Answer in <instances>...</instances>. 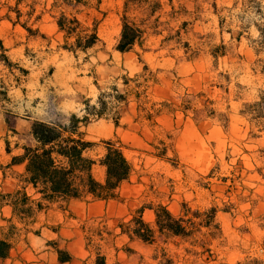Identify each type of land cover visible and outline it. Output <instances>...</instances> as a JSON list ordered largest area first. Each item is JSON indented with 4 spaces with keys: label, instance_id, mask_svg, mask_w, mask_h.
<instances>
[{
    "label": "rangeland",
    "instance_id": "rangeland-1",
    "mask_svg": "<svg viewBox=\"0 0 264 264\" xmlns=\"http://www.w3.org/2000/svg\"><path fill=\"white\" fill-rule=\"evenodd\" d=\"M160 1V26L149 29L144 44L127 53L115 48L126 0H90L79 11L67 9L85 26L96 27L101 40L86 53H73L62 48L65 39L56 24L61 9L52 7L53 0L19 5L23 14L34 8L26 24L32 33L23 26L28 16L14 25L11 12L10 20L17 0H0V238L10 233L12 218L10 207L1 206V195L17 189L25 166L10 164L33 144V122L66 125L73 115L82 118L86 102L95 105L101 92L116 87L124 94L123 76L136 78L145 66L152 74L142 102L130 96L119 109L117 125L113 115L81 124L98 180L105 178L99 161L106 141L118 142L131 163L119 198L56 203L28 231L12 219L22 231L13 239L10 258L0 264H62L54 243L73 256L63 264H91L96 252L86 249L82 226L94 219L112 233L99 242L109 263L152 261L156 250L164 248L177 264H264V131L241 115L244 104L264 88L258 63L264 53L256 55L255 42L260 21L243 11V0H173L172 6ZM258 1L264 8V0ZM172 7L180 13L176 18ZM128 16L136 22L144 18L139 11ZM222 44L226 55L215 59L211 51ZM184 202L200 210L217 207L220 234L206 239L211 253L188 255L186 249H202L177 237L149 245L120 235V221L130 220L136 210L163 204L178 214ZM144 219L152 222L153 212L146 209Z\"/></svg>",
    "mask_w": 264,
    "mask_h": 264
},
{
    "label": "trees",
    "instance_id": "trees-1",
    "mask_svg": "<svg viewBox=\"0 0 264 264\" xmlns=\"http://www.w3.org/2000/svg\"><path fill=\"white\" fill-rule=\"evenodd\" d=\"M23 0H17L16 6L10 7L11 12L16 14L14 25L20 24L21 18L26 15L28 20L23 24L29 33L30 28L26 27L29 19L34 13V8L26 14L19 9ZM172 6L173 0H169ZM90 0H53L52 7L61 9L59 17L56 18L58 31L63 33L65 44L63 49L77 53L88 52L93 49L101 40L97 33V28L85 26L75 15L67 13V9L79 11L81 7H88ZM122 17L121 35L116 45V50L121 53L133 51L137 45L142 46L146 40L149 29L160 26V17L156 16L163 10L160 0H126ZM215 9H216V5ZM243 11L253 13L260 21L256 24L259 33L256 55L264 53V8L262 2L258 0H243ZM171 17L176 18L180 13L172 7ZM139 11L144 18L140 22L132 20L128 14ZM155 18L154 21L152 19ZM41 16L36 18L39 21ZM221 21V25H223ZM186 25V22L183 23ZM242 33L239 34L240 40ZM73 40V41H70ZM189 48V45H187ZM2 48V46H1ZM227 48L224 44L212 49L211 55L218 59L226 55ZM5 64L10 67L7 57L1 56ZM261 63V73L264 75V60ZM149 68L144 67V73L136 75V78L123 76V84L126 92L121 94L116 87H112L110 92H101L95 105L90 101L86 102L84 116L78 118L73 115L68 124H50L42 121H34L30 135L33 144L23 147V153L14 156L11 166L24 165V173L21 174L20 182L13 193L1 195V206L10 207L12 218L10 219V233L5 238H0V259L10 258L15 245L13 239L22 231L12 219H17L28 227L36 223V219L44 211H47L56 203H69L72 200H83L89 196L98 201H110L119 198L121 186L130 179L132 165L124 154L118 142L108 140L105 142V154L99 161V165L105 169L103 181L94 176V167L97 162L86 156L90 150L91 143L84 140L80 132L81 124L86 125L91 118H102L113 115L116 125L119 123L121 114L119 109L122 105L129 103L130 96H135L137 102H142L141 98L146 93V83L152 78ZM209 102V101H207ZM211 103V102H210ZM208 110L196 112V118ZM241 115L248 121L254 123L264 131V88L260 90L258 97L251 103L243 106ZM151 116V115H150ZM9 124V122H8ZM10 130L17 133L16 126L11 125ZM9 152V150H8ZM149 209L153 212L154 220L148 222L144 219V212ZM218 213L217 207L200 210L194 209L189 203H182L178 214L173 213L163 204H149L131 214V219H122L118 225L120 235L127 236L131 241H140L149 245L159 244L160 241L173 237L181 238L190 242L193 247H199L201 252L194 249H186L188 255L196 257L211 253L207 247L208 237L216 238L220 234L219 224L216 222ZM92 224L86 223L82 226L85 234L86 249L91 248L96 252V256L91 264H118L109 263L100 252V241H106L105 235L112 233L104 225L103 221L94 219ZM39 234V231L35 232ZM166 242V241H165ZM60 263H69L73 260L72 254L68 250L60 249L54 243ZM138 264H177V261L164 248H158L152 257V261L141 259Z\"/></svg>",
    "mask_w": 264,
    "mask_h": 264
},
{
    "label": "crops",
    "instance_id": "crops-1",
    "mask_svg": "<svg viewBox=\"0 0 264 264\" xmlns=\"http://www.w3.org/2000/svg\"><path fill=\"white\" fill-rule=\"evenodd\" d=\"M17 166H19V165H17ZM14 167V166H13ZM13 193V192H12Z\"/></svg>",
    "mask_w": 264,
    "mask_h": 264
}]
</instances>
